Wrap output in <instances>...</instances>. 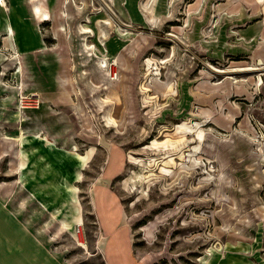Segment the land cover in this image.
Instances as JSON below:
<instances>
[{"label":"rangeland","instance_id":"374dc122","mask_svg":"<svg viewBox=\"0 0 264 264\" xmlns=\"http://www.w3.org/2000/svg\"><path fill=\"white\" fill-rule=\"evenodd\" d=\"M0 194L63 264H264V0H0Z\"/></svg>","mask_w":264,"mask_h":264},{"label":"crops","instance_id":"0c3cea01","mask_svg":"<svg viewBox=\"0 0 264 264\" xmlns=\"http://www.w3.org/2000/svg\"><path fill=\"white\" fill-rule=\"evenodd\" d=\"M32 199L26 194L19 204ZM16 208H10L0 194V264H63L26 219L17 216Z\"/></svg>","mask_w":264,"mask_h":264},{"label":"bare ground","instance_id":"6f19581e","mask_svg":"<svg viewBox=\"0 0 264 264\" xmlns=\"http://www.w3.org/2000/svg\"><path fill=\"white\" fill-rule=\"evenodd\" d=\"M33 10H34L35 12H38V11H39L38 6L34 7ZM41 16H42V18H47V17H48V14H47L46 12H43V15H41ZM9 32L11 33L10 28H9ZM246 69H253V68H251V67L249 68V67H248V68H246ZM21 98H22V97H21ZM26 99H27V98H26ZM22 102L24 103L25 100L23 99ZM28 102H29V101H28ZM22 105H25V104H22ZM26 106H27V105H26ZM19 111H21V110H19ZM19 111H17V114L15 115L16 118H18V116L21 115V113H20ZM21 131H22V128L20 129V132H19L20 134H18V136L22 135L23 132H21ZM34 136L37 137V136H39V135H36V134H35ZM30 195L32 196V194H30ZM78 224H81V222H78Z\"/></svg>","mask_w":264,"mask_h":264}]
</instances>
